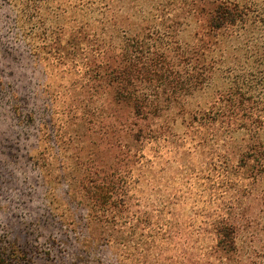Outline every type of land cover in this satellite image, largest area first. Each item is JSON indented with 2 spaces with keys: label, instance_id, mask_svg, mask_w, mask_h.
<instances>
[{
  "label": "trees",
  "instance_id": "16d2710c",
  "mask_svg": "<svg viewBox=\"0 0 264 264\" xmlns=\"http://www.w3.org/2000/svg\"><path fill=\"white\" fill-rule=\"evenodd\" d=\"M10 2L22 7L17 20L19 35L39 62L73 64L77 57L86 60L83 82L75 84L82 90L87 87L84 92L89 97L76 99L68 111L70 118H60L57 130H49L55 127L51 117L41 121L46 129L39 135L37 146L54 147L58 155L61 145L67 151V141L72 143L82 135L89 138L86 155L80 145H68L69 164L63 158L59 162L62 173L67 176L69 171L71 180L79 174L74 191L85 201L87 226L92 227L93 236L130 249L124 252L117 248L119 264L149 250L131 244L137 235H143L127 214V186L138 184L139 178L132 175L138 163L132 159L137 152H132L131 145L174 136V123L167 120L182 117L187 128L202 123V136L205 127L217 123L232 133L243 132L245 144L234 150L239 156L232 160L238 178L227 182L240 187V205L236 208L242 210L245 183L264 182V96L245 86L249 81L246 74L254 70L232 74L235 68L230 65L240 62L239 48L228 44L264 32V13L259 12L264 0ZM188 27H192L191 33H186ZM223 65L228 68L225 83L213 91V100L199 103L213 70L216 66L221 70ZM92 102L96 105L91 106ZM193 131L200 133L198 126ZM122 147L129 148L127 159L118 152ZM110 150L113 153L108 159L106 152ZM28 160L38 167L49 196L45 178L49 169L44 167L48 158L41 150L36 157L29 155ZM47 207L63 229L70 225L67 220L72 221L71 216L51 202ZM218 208H206L198 223L200 233L210 232L213 238L208 244H194L192 264H263L264 258L258 261L255 238L248 241L252 242L250 250L242 237V212L236 213L231 205ZM143 242L148 243L144 238ZM45 253L49 262L34 258L15 237H0V264H55L51 251Z\"/></svg>",
  "mask_w": 264,
  "mask_h": 264
},
{
  "label": "rangeland",
  "instance_id": "374dc122",
  "mask_svg": "<svg viewBox=\"0 0 264 264\" xmlns=\"http://www.w3.org/2000/svg\"><path fill=\"white\" fill-rule=\"evenodd\" d=\"M20 8L10 0H0V237H15L31 250L34 258L48 262L45 251L49 249L55 264H119L120 250L130 249L93 236L92 227L87 226L85 201L74 191L79 174L71 180L69 171L67 176L66 172L62 173L59 162L63 158L69 164L68 145H80L83 156L86 155L89 138L82 135L72 143L67 141V151L64 152L61 145L58 155L54 147L37 146L39 135L46 129L44 124H39L41 121L51 117L55 127L49 130H57L60 118H70L68 111L76 99L87 97L84 91L88 88L82 90L80 84H75L83 82L86 60L77 57L73 64L54 60L55 64L39 62L19 35ZM261 9L259 12L264 13V8ZM191 31L192 27L186 29V33ZM228 46L239 48L240 62L230 65L235 68L232 74L239 76L254 70L246 74L249 81L245 86L256 95L264 96V32L245 35ZM216 67L199 100L201 104L213 100V91L225 83L227 66L223 65L221 70ZM90 104L96 105L95 102ZM167 122L174 123L171 128L174 136H162L164 139L158 142L145 139L143 143L131 145L132 152H137L132 159L138 163L132 175L139 178L138 184L127 186V214L143 235H137L130 243L149 250H142L138 258L124 264H192L195 245L208 244L213 238L210 232L204 231L203 235L199 229L198 223L205 216L206 208L220 209L219 206L227 205L235 207L236 213L242 212V237L250 250H253L252 242L248 241L255 238L260 262L264 258V182L247 180L242 210L236 208L240 205V187L227 183L229 178H238L232 170V160L239 156L234 150L245 144L241 140L243 132L232 133L227 126L217 123L205 127L202 136V123L196 122L187 128L182 117ZM40 126H43L41 131ZM196 126L200 133L193 131ZM43 137L46 142L47 134ZM123 142L125 144V140ZM53 143L52 140L51 145ZM128 149L122 147L118 151L120 156L127 159ZM41 150L48 158L44 167L49 169L45 174L49 196H46L44 178L38 167L28 160L29 155L36 157ZM106 153L109 159L113 150ZM50 202L64 211V215L72 217V221L67 220L68 227L63 229L56 223L47 207Z\"/></svg>",
  "mask_w": 264,
  "mask_h": 264
}]
</instances>
